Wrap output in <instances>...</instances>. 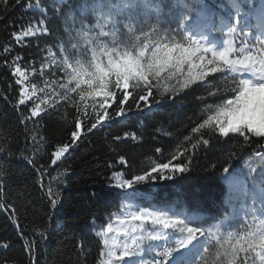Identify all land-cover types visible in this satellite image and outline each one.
<instances>
[{
    "label": "snow or ice",
    "instance_id": "obj_1",
    "mask_svg": "<svg viewBox=\"0 0 264 264\" xmlns=\"http://www.w3.org/2000/svg\"><path fill=\"white\" fill-rule=\"evenodd\" d=\"M66 2L56 0L49 14L39 0H0L5 12L14 6L27 13L39 11L38 16L10 22L15 43L0 45V54L7 53L0 67L12 77L6 89L0 88V98L17 110L25 130V150L13 151L5 139L0 156L19 152L39 174L42 195L55 210L62 206L60 185L65 181L60 179L54 190L45 183L50 175L46 165L38 162L48 151L42 133L46 120L72 116L69 139L52 150L51 165L66 154L70 157V149L89 142L96 131L107 137L113 128L134 124L139 133L124 131L111 138L143 144L150 127L152 140L168 137L174 146H152L158 155L142 172L130 174L124 155L118 165H108V187L118 190L120 208L126 211L116 217L121 228L111 222L98 226L92 217L93 235L102 245L97 264H264V0L259 7H253L252 0H227L232 9L227 18L206 14L204 0H179L183 12L173 23L164 21L160 0H85L79 18L64 12ZM53 18L62 22L60 31L48 26ZM209 32L223 37L221 47ZM33 44L43 53L38 63L16 50V45ZM13 84L18 87L10 98ZM193 102L195 117L183 111ZM160 114L175 119L165 127L157 118ZM185 121L191 122L189 132L176 137L173 129L187 127ZM237 160L245 161L246 177L233 167ZM5 163L0 162V177ZM197 171L222 174L228 186L225 203L234 213L238 205L241 226L233 229L225 223L226 216L205 227L207 222L186 210L182 200L175 206H140L146 199L138 187L142 184L175 181L198 192L191 175ZM4 192L5 182H0V194ZM95 200L93 193L83 206L89 208ZM7 208L0 200V209ZM113 233L124 239L118 242ZM44 236L39 233L40 240ZM85 239L77 246L87 253ZM24 243L29 264H39V241L25 237Z\"/></svg>",
    "mask_w": 264,
    "mask_h": 264
},
{
    "label": "trees",
    "instance_id": "obj_2",
    "mask_svg": "<svg viewBox=\"0 0 264 264\" xmlns=\"http://www.w3.org/2000/svg\"><path fill=\"white\" fill-rule=\"evenodd\" d=\"M31 2V0H30ZM56 0H39L48 13H51L52 5ZM163 7V19L168 23H173L183 12L179 0H160ZM207 5V13L215 12L219 16L227 18L232 12L228 7L227 0H204ZM253 7H259L261 0H252ZM85 4V0H67L63 4L64 12L75 13L77 18L81 15L79 9ZM199 8V5H195ZM248 11V5H245ZM0 13L4 19H0V45L7 41L14 40L10 35L11 23L18 17L32 15L38 16L39 11L35 10L27 13L20 7H12L7 12L0 4ZM91 20L92 16H88ZM140 19H144L143 16ZM251 21V20H250ZM249 21V22H250ZM201 22L207 23L206 20ZM49 27L54 31H60L62 22L53 18L49 22ZM215 33V32H213ZM219 38L223 37L215 33ZM44 41L51 43L49 37H44ZM67 39V37H66ZM27 44V38H25ZM16 50L20 51L26 58L39 62L42 52L38 51L35 44L27 47L16 45ZM7 53L0 54V59ZM219 75V74H216ZM7 77V80L4 79ZM212 77H210L211 79ZM10 72H6L0 67V88H7V81L11 80ZM18 86L13 84V92ZM194 103L185 105L183 111L188 116L195 117L197 109ZM64 110L61 109V112ZM168 112L172 111L169 106ZM165 127L174 116L160 114L157 117ZM187 127L179 125V131L173 129L176 137L186 135L191 127L190 121H185ZM150 122L145 121L148 125ZM72 127V116L67 114L46 120L42 133L45 138L47 153L39 159L40 164H45L50 175L45 176V183H51L55 190L60 179L65 181L60 185L62 206L53 210L48 207L47 199L42 195V189L37 183L38 173L34 167L20 158V153L15 156H0V162L4 164V175L0 177V182H5V192L0 194L9 208L0 209V264H29L27 249L25 247V237L34 238L38 243L35 249L39 264H97V252L102 246L101 242L93 235L91 227L92 217L98 219L99 224L112 222L114 217L121 211V200L118 190L108 187V179L112 171L108 165L119 163V156L124 155L129 160L130 174L142 172L148 167L152 159L158 154L152 146H162L165 149L174 146L175 141L168 137H158L152 140L151 128L145 130V140L143 144L135 141H113L112 135L123 134L124 131H136L140 129L136 125L129 127L113 128L108 131L107 137L104 133L96 131L91 135L89 142L80 143L75 149H70L71 156H62L57 165H51L53 159L51 152L55 148L67 142ZM7 139L13 151L25 150V130L20 122L17 110L10 103L0 98V142ZM31 144V142H29ZM247 157H245L246 159ZM244 160H237L233 167L242 165ZM206 163V162H204ZM65 168L67 171L65 172ZM123 170V169H122ZM231 171V169H230ZM192 180L198 186L199 191H194L191 185L173 182H160L157 186L142 184L139 187L142 193L146 194V199L141 200L142 206H175V202L184 201L186 210L200 217L205 227H211L219 223L230 212V206L225 203L228 187L222 179V174H214L211 171H197L192 173ZM96 194V200L89 208H85L84 202L87 197ZM15 215H12V209ZM119 210V211H118ZM51 213L50 216L47 214ZM112 214L109 220L108 214ZM216 217L217 219H211ZM15 221V223H13ZM231 224L233 229L243 224L240 219L226 222ZM19 225V227L17 226ZM23 229V231H21ZM44 232L43 240H40L39 233ZM35 233V235H34ZM81 237H86L84 243L90 247L87 253L82 252L77 246ZM7 243V248L3 244Z\"/></svg>",
    "mask_w": 264,
    "mask_h": 264
},
{
    "label": "rangeland",
    "instance_id": "obj_3",
    "mask_svg": "<svg viewBox=\"0 0 264 264\" xmlns=\"http://www.w3.org/2000/svg\"><path fill=\"white\" fill-rule=\"evenodd\" d=\"M252 23H254V21H252ZM213 35H215V33H213V32H209V36H210V38L213 40V42H215V43L217 44V47H218V48L221 47L222 44H223V39L219 38L218 36H217V38H216V37H214ZM236 169H238V171H239L242 175H244V176L246 177V174H247V168L245 167V164L240 165V166L237 167ZM223 182H224V181H223ZM225 185H226V184H225ZM226 186H227V185H226ZM227 187H228V186H227ZM249 203H250V201H249ZM140 206H142V205L140 204ZM151 206H152V205H151ZM142 207H149V206H142ZM121 211H126V209H121ZM119 214H120V213H119ZM119 214H117V215L114 217L113 221L111 222V223H113V225H114L115 228H121V227H122L121 225H119V224L116 223V217H117ZM233 216H235V219H237V218H239L240 216H242L240 219L243 221V213H239V212H238V205H237V213H234V212H233V208L231 207V211H230V213L227 215V217H229V219H228V220H225V223L228 222V221H231V220H235V219H232ZM248 220L250 221V220H251V217H248ZM110 235H113V237L116 238L118 242H119V241H122V240L124 239L123 236H118V235H116L115 233L110 234Z\"/></svg>",
    "mask_w": 264,
    "mask_h": 264
}]
</instances>
